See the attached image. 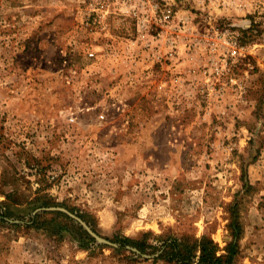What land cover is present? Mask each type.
Instances as JSON below:
<instances>
[{"label":"rangeland","instance_id":"rangeland-1","mask_svg":"<svg viewBox=\"0 0 264 264\" xmlns=\"http://www.w3.org/2000/svg\"><path fill=\"white\" fill-rule=\"evenodd\" d=\"M204 238L264 264V0H0V264H176Z\"/></svg>","mask_w":264,"mask_h":264},{"label":"trees","instance_id":"trees-1","mask_svg":"<svg viewBox=\"0 0 264 264\" xmlns=\"http://www.w3.org/2000/svg\"><path fill=\"white\" fill-rule=\"evenodd\" d=\"M239 228L235 227L234 232H239ZM119 241L124 242H132L133 240L127 238L125 240H120L118 237L115 238ZM138 245L141 249L144 250V247L139 244ZM195 249V252H194ZM238 244L230 243L228 245V253L226 255H217V247L215 246L212 240H208L206 238L197 242L193 249L186 248L182 249V244L179 240H174L170 243L166 250L164 251V256L170 262H174L176 264H185L186 260H192L194 255L196 256L197 252H200V262L199 264H233L234 257L238 253ZM169 252V254H167Z\"/></svg>","mask_w":264,"mask_h":264},{"label":"built area","instance_id":"built-area-1","mask_svg":"<svg viewBox=\"0 0 264 264\" xmlns=\"http://www.w3.org/2000/svg\"><path fill=\"white\" fill-rule=\"evenodd\" d=\"M173 14H174L173 6L170 3H168V4H166V6L163 9L161 20L164 23L168 24L171 22V20L174 16ZM223 33L225 34V36L222 39V45H223V47H225L229 50L231 57L242 56L244 54V51L246 50V48L238 43V39L234 36L235 32L227 29L224 32H222V34ZM87 55L92 59L97 57L96 52L93 50L88 51ZM216 69H217V72L219 73L220 67H217ZM99 120H107L106 114L101 113L99 115Z\"/></svg>","mask_w":264,"mask_h":264},{"label":"water","instance_id":"water-1","mask_svg":"<svg viewBox=\"0 0 264 264\" xmlns=\"http://www.w3.org/2000/svg\"><path fill=\"white\" fill-rule=\"evenodd\" d=\"M49 210H59L62 212H65L67 214H69L71 217H73L74 219L78 220L89 232L90 234L97 240L98 243H102V244H108V245H113L116 246L115 244H113L111 241L104 239L102 237H100L99 235H97L92 229H90L85 222H83V220H81L79 217H77L76 215L70 213L69 211H67L66 209L63 208H51ZM137 251V250H136Z\"/></svg>","mask_w":264,"mask_h":264}]
</instances>
